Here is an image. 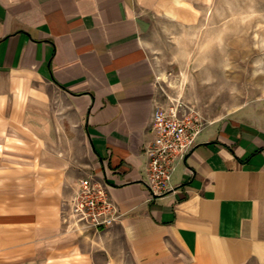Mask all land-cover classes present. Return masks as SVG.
Segmentation results:
<instances>
[{
    "label": "crops",
    "instance_id": "obj_1",
    "mask_svg": "<svg viewBox=\"0 0 264 264\" xmlns=\"http://www.w3.org/2000/svg\"><path fill=\"white\" fill-rule=\"evenodd\" d=\"M159 3L0 0V263L63 249L80 229L62 205L92 179L123 215L97 231L120 235L133 264H264L263 130L209 123L168 192L148 189L166 108L146 37Z\"/></svg>",
    "mask_w": 264,
    "mask_h": 264
},
{
    "label": "rangeland",
    "instance_id": "obj_2",
    "mask_svg": "<svg viewBox=\"0 0 264 264\" xmlns=\"http://www.w3.org/2000/svg\"><path fill=\"white\" fill-rule=\"evenodd\" d=\"M159 4L148 13L146 37L165 107L205 125L237 118L264 131V0ZM74 199L62 205L68 229ZM64 239L60 251L35 249L15 264H133L123 238L112 231H69Z\"/></svg>",
    "mask_w": 264,
    "mask_h": 264
},
{
    "label": "built area",
    "instance_id": "obj_3",
    "mask_svg": "<svg viewBox=\"0 0 264 264\" xmlns=\"http://www.w3.org/2000/svg\"><path fill=\"white\" fill-rule=\"evenodd\" d=\"M206 125L181 115L176 108L157 107L152 118L154 141L146 148L148 189L156 198L168 192L178 166L196 146ZM123 215L104 184L92 179L80 182L71 208L74 226L83 231L114 227Z\"/></svg>",
    "mask_w": 264,
    "mask_h": 264
}]
</instances>
